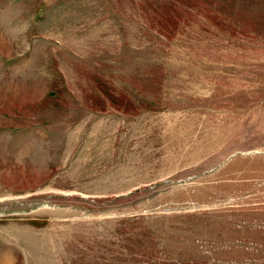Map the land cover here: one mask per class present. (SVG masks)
<instances>
[{
    "label": "rangeland",
    "instance_id": "374dc122",
    "mask_svg": "<svg viewBox=\"0 0 264 264\" xmlns=\"http://www.w3.org/2000/svg\"><path fill=\"white\" fill-rule=\"evenodd\" d=\"M0 264H264V0H0Z\"/></svg>",
    "mask_w": 264,
    "mask_h": 264
}]
</instances>
